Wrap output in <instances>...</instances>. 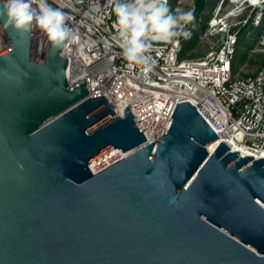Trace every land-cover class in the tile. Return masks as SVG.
Listing matches in <instances>:
<instances>
[{
	"label": "water",
	"instance_id": "1",
	"mask_svg": "<svg viewBox=\"0 0 264 264\" xmlns=\"http://www.w3.org/2000/svg\"><path fill=\"white\" fill-rule=\"evenodd\" d=\"M3 29L0 264H264V159L218 143L190 102L141 148L130 107L114 119L70 85L64 49L38 63L36 28Z\"/></svg>",
	"mask_w": 264,
	"mask_h": 264
},
{
	"label": "built area",
	"instance_id": "2",
	"mask_svg": "<svg viewBox=\"0 0 264 264\" xmlns=\"http://www.w3.org/2000/svg\"><path fill=\"white\" fill-rule=\"evenodd\" d=\"M47 2L68 14L67 23L80 37L78 44L63 51L70 85L87 79L90 98L105 96L114 119L123 118L130 107L147 139L141 148L161 139L177 105L190 102L220 137L218 143H226L233 152L240 149L242 157L264 159V67L252 77H234L239 33L226 17L214 15L203 35H221L216 49L201 58L181 59L184 43L194 34V20L188 25L189 38L156 45L151 53L155 66L145 74L122 58L108 0ZM92 8L97 11L86 16ZM34 41L33 60L43 63L51 44L38 28ZM10 46L0 23V53Z\"/></svg>",
	"mask_w": 264,
	"mask_h": 264
},
{
	"label": "clouds",
	"instance_id": "3",
	"mask_svg": "<svg viewBox=\"0 0 264 264\" xmlns=\"http://www.w3.org/2000/svg\"><path fill=\"white\" fill-rule=\"evenodd\" d=\"M113 27L121 48L122 58L129 67L139 66L145 74L151 72L155 60L151 53L156 45L179 38H189L188 25L194 22V13L172 12L168 0H108ZM96 8L85 12L91 17ZM68 14L52 7L47 0H3L0 3V22L5 29L27 33L38 28L46 35L54 49H66L78 44L80 37L69 26Z\"/></svg>",
	"mask_w": 264,
	"mask_h": 264
},
{
	"label": "rangeland",
	"instance_id": "4",
	"mask_svg": "<svg viewBox=\"0 0 264 264\" xmlns=\"http://www.w3.org/2000/svg\"><path fill=\"white\" fill-rule=\"evenodd\" d=\"M198 0H172V12L196 10ZM224 16L234 32H238V43L234 60L235 78L256 75L264 67V0H206L195 21L192 38L199 35L196 45L184 49V58H201L219 45L221 35L204 38L202 28L214 15ZM37 56V55H34Z\"/></svg>",
	"mask_w": 264,
	"mask_h": 264
},
{
	"label": "trees",
	"instance_id": "5",
	"mask_svg": "<svg viewBox=\"0 0 264 264\" xmlns=\"http://www.w3.org/2000/svg\"><path fill=\"white\" fill-rule=\"evenodd\" d=\"M171 2H172V0H171ZM171 2H170V4H171ZM205 3H206V0H198V1H197L196 10H195V12H194V17H195L194 20H195V21H196V18L198 17V15H199L200 11H201L202 8L204 7ZM170 4H169V7H170V10H171V6H170ZM263 24H264V23H263ZM206 27H207V26L204 25V27L202 28V32H204V31L206 30ZM198 39H199V35H197L195 38H191L190 40H188L187 42L184 43L183 48H184V49H187V48H192V47H194V46L196 45ZM184 49H183V52H182V54H181V59H184V56H185V53H184L185 51H184ZM233 68H234V63H233Z\"/></svg>",
	"mask_w": 264,
	"mask_h": 264
},
{
	"label": "bare ground",
	"instance_id": "6",
	"mask_svg": "<svg viewBox=\"0 0 264 264\" xmlns=\"http://www.w3.org/2000/svg\"><path fill=\"white\" fill-rule=\"evenodd\" d=\"M251 1L255 2L256 4L258 3V0H251ZM216 146H217V145H212V146H210V147H209V151H210V152H213V151L216 149ZM235 150L238 151V152H241L240 149H235ZM129 154H130V153H127V154L124 155V156L127 157Z\"/></svg>",
	"mask_w": 264,
	"mask_h": 264
}]
</instances>
